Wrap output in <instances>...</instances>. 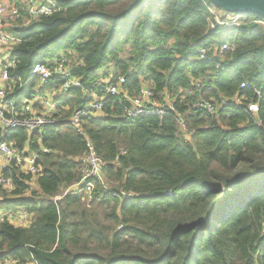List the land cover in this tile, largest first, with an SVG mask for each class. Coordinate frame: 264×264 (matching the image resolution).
Segmentation results:
<instances>
[{"label":"trees","instance_id":"obj_1","mask_svg":"<svg viewBox=\"0 0 264 264\" xmlns=\"http://www.w3.org/2000/svg\"><path fill=\"white\" fill-rule=\"evenodd\" d=\"M56 1L59 14L14 33L22 42L13 48L12 76L26 82L34 64L51 66L62 55L83 86L112 71L125 77L129 96L145 84L158 102L168 95L172 110L163 118H128L125 101L108 97L102 116L84 121L106 163L103 184L90 180V200L71 194L52 200L81 178L84 139L68 122L89 103L79 89L59 100L57 125L29 136L8 133L20 150L52 153L38 156L34 188L14 168V189L0 191V213L29 214L20 227L0 220V261L264 264V28L258 24L264 18L236 13V25L219 27L208 11L215 9L211 0ZM222 44L231 50L219 58ZM201 50L206 60H199ZM196 82L202 87L185 94ZM36 86L29 81L25 95L16 90L7 98L18 113L23 98L43 95L46 88ZM200 100L213 104L214 116L193 108ZM252 103L255 114L248 111Z\"/></svg>","mask_w":264,"mask_h":264},{"label":"built area","instance_id":"obj_2","mask_svg":"<svg viewBox=\"0 0 264 264\" xmlns=\"http://www.w3.org/2000/svg\"><path fill=\"white\" fill-rule=\"evenodd\" d=\"M208 11L214 15L215 23L219 27H232L238 23L236 17L219 19L214 8H209ZM60 12L61 7L56 0H0V191L10 193L14 189L12 174L14 168H18L22 174L29 176L30 180L24 183L31 189L34 188L35 176L38 173L36 167L38 156L52 153L45 147H39L36 152H31L27 145L20 150L17 148L15 140L7 139V134L13 131H23L29 136L46 127L57 125V120L53 118V111L59 104V100L73 98L69 92L79 89L81 94L89 99V103L83 108L74 110L68 122L73 131L84 139L85 154L80 159L81 178L79 182L68 187L62 196L52 200L56 202L67 194L84 195L90 200L93 189V183L90 180L103 184L106 163L97 154L93 143L86 136L83 128L84 121L102 116L105 100L108 97H117L125 101L128 106L125 108L124 114L128 118L139 116L163 118L167 115L168 109L172 110L171 99L165 95L162 102L156 101L152 91L145 84L140 87L135 96H129L126 89L123 88L125 77L107 70H102L98 78L85 87L81 78L71 75L68 61L62 55L51 66L34 64L26 82H23L20 77L12 76L11 71L16 65L15 59L12 57L13 48L22 42L21 38L16 37L14 33L16 31L25 32L37 19L51 17ZM258 24L264 28L263 22ZM211 27L213 28V25ZM230 50L231 47L228 44H222L216 56L222 58ZM207 52L201 50L199 60H206ZM32 80L37 83L35 91L39 88H46V90L43 95H34L31 99L22 102L18 113L16 104L7 98L13 97L16 90L19 94ZM52 82H57L58 85L51 84L49 87L48 85ZM245 86L246 84L242 83L240 89ZM201 87L202 83L196 82L193 91H186L185 94L191 95ZM255 94L259 96V91L255 90ZM230 101L238 104L239 98H233ZM222 104L224 105L225 102ZM193 108L203 111L208 116H214L216 112L213 104L205 100L197 101ZM248 111L253 114L257 113V104H249ZM174 120L184 140L190 141L191 133L180 115L174 113ZM28 215L25 210L7 214L0 213V220L6 219L12 225L20 227L28 223ZM0 264L39 263L31 257L25 262L3 259Z\"/></svg>","mask_w":264,"mask_h":264},{"label":"water","instance_id":"obj_3","mask_svg":"<svg viewBox=\"0 0 264 264\" xmlns=\"http://www.w3.org/2000/svg\"><path fill=\"white\" fill-rule=\"evenodd\" d=\"M224 11L238 14L252 13L264 18V0H211Z\"/></svg>","mask_w":264,"mask_h":264},{"label":"rangeland","instance_id":"obj_4","mask_svg":"<svg viewBox=\"0 0 264 264\" xmlns=\"http://www.w3.org/2000/svg\"><path fill=\"white\" fill-rule=\"evenodd\" d=\"M215 9L218 11V15L219 16H221V17H224L225 19H227V17H228V15L230 16V14L233 16V15H235V16H237V14L236 13H233V12H227V11H224L222 8H218V7H216L215 6ZM238 15H240V14H238ZM239 17V16H238ZM228 18H230V17H228ZM239 20V19H238ZM19 94H21V96L22 95H25V89L24 90H22V91H20V93ZM26 100L23 98L22 99V102H25ZM86 199H87V197H85Z\"/></svg>","mask_w":264,"mask_h":264},{"label":"crops","instance_id":"obj_5","mask_svg":"<svg viewBox=\"0 0 264 264\" xmlns=\"http://www.w3.org/2000/svg\"><path fill=\"white\" fill-rule=\"evenodd\" d=\"M228 17H236V16H231V15L229 16V15H228ZM236 18H238V19L240 20L241 17L239 16V17H236Z\"/></svg>","mask_w":264,"mask_h":264}]
</instances>
